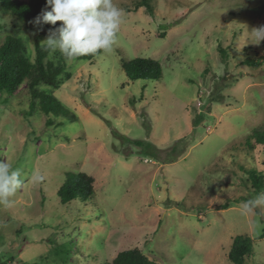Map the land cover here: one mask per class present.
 I'll list each match as a JSON object with an SVG mask.
<instances>
[{
    "label": "rangeland",
    "instance_id": "1",
    "mask_svg": "<svg viewBox=\"0 0 264 264\" xmlns=\"http://www.w3.org/2000/svg\"><path fill=\"white\" fill-rule=\"evenodd\" d=\"M113 2L125 16L112 48L41 87L66 114L31 115L26 84L0 101V160L25 181L0 204V264H63L55 249L69 242L65 264L134 248L157 264H231L236 236L253 240L246 264H264V204L242 214L264 192L243 172L264 169V149L244 146L264 128V46L248 35L264 0ZM17 22L0 11V45L20 37L33 61L37 33ZM136 58L156 61L161 79L129 80L122 64ZM66 173L93 179L89 201L59 203Z\"/></svg>",
    "mask_w": 264,
    "mask_h": 264
},
{
    "label": "trees",
    "instance_id": "2",
    "mask_svg": "<svg viewBox=\"0 0 264 264\" xmlns=\"http://www.w3.org/2000/svg\"><path fill=\"white\" fill-rule=\"evenodd\" d=\"M263 10V7H258L253 9L252 13L258 15ZM0 11L11 17H16L18 25L23 23L25 28L37 33L33 42V61L30 59L26 42L20 37L7 35L0 45V101L12 98L15 92L23 84H26L31 98L28 103L31 115L35 111L41 112L45 117H48L51 112L54 115L66 114L67 109L41 89L44 86L57 90L71 78V74L65 70L66 59L59 51L50 55L42 43L60 27L61 22H57L56 25L35 23L36 18L42 16L43 12L50 11V7L46 6V0H0ZM0 28H2L1 25ZM262 46H264V41ZM101 53L102 51L94 55L79 57L76 60L91 62ZM245 63L252 67L261 65L259 61L253 59L245 60ZM122 68L131 81H157L162 77L160 65L150 59L136 58L128 63L123 62ZM45 123L48 126L52 124V121L47 119ZM244 146L248 149H253V146H260L264 149V128L253 129L246 137ZM262 166L264 168V160ZM243 172L248 176L251 190H254L255 195L263 191L264 169L262 172L253 169H246ZM92 182L93 179L84 173H66L64 182L55 192L59 203L66 206L77 201H89L93 195ZM261 238H264V234ZM252 241L248 236H236L233 239L228 252V260L231 264H246V260L252 254ZM69 244L70 242L65 243L55 249L56 256L63 264L68 261ZM105 264L157 263L149 260L139 249L134 248L119 252L111 262Z\"/></svg>",
    "mask_w": 264,
    "mask_h": 264
},
{
    "label": "clouds",
    "instance_id": "3",
    "mask_svg": "<svg viewBox=\"0 0 264 264\" xmlns=\"http://www.w3.org/2000/svg\"><path fill=\"white\" fill-rule=\"evenodd\" d=\"M46 6L51 10L43 12L35 23L56 25L61 22V25L42 43L50 55L59 51L68 63L112 48L125 16L124 10L113 0H46ZM248 35L256 44L264 41V25L254 28ZM30 179L40 183L44 177L33 171ZM24 183L20 169L14 168L11 162L0 160V204L11 206L10 198ZM262 204L264 192L255 200L244 201L242 214L251 213L255 206Z\"/></svg>",
    "mask_w": 264,
    "mask_h": 264
}]
</instances>
